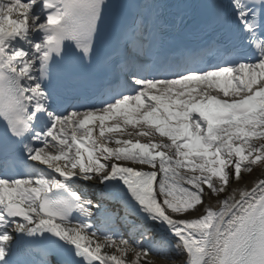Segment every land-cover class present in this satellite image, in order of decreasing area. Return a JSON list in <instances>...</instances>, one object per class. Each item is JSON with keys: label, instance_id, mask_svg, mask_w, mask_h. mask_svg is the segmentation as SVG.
<instances>
[{"label": "snow or ice", "instance_id": "1", "mask_svg": "<svg viewBox=\"0 0 264 264\" xmlns=\"http://www.w3.org/2000/svg\"><path fill=\"white\" fill-rule=\"evenodd\" d=\"M0 264H264V0H0Z\"/></svg>", "mask_w": 264, "mask_h": 264}, {"label": "bare ground", "instance_id": "2", "mask_svg": "<svg viewBox=\"0 0 264 264\" xmlns=\"http://www.w3.org/2000/svg\"><path fill=\"white\" fill-rule=\"evenodd\" d=\"M258 175H259V173H255L254 175H252V177L249 178L250 181L253 180V179H255Z\"/></svg>", "mask_w": 264, "mask_h": 264}, {"label": "rangeland", "instance_id": "3", "mask_svg": "<svg viewBox=\"0 0 264 264\" xmlns=\"http://www.w3.org/2000/svg\"><path fill=\"white\" fill-rule=\"evenodd\" d=\"M254 174H255V173H254ZM254 174H253V175H254ZM251 177H252V176H251Z\"/></svg>", "mask_w": 264, "mask_h": 264}]
</instances>
